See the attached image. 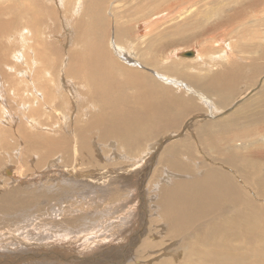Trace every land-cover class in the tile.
Returning <instances> with one entry per match:
<instances>
[{
    "label": "rangeland",
    "instance_id": "374dc122",
    "mask_svg": "<svg viewBox=\"0 0 264 264\" xmlns=\"http://www.w3.org/2000/svg\"><path fill=\"white\" fill-rule=\"evenodd\" d=\"M184 1L0 0V6L2 8L1 20L8 22L13 17H19L18 24L16 26L11 25V32H14L13 29L14 27L17 28V26L18 31L21 30V36L17 38V41L14 39V44L16 45L11 47V49H15L16 51L12 50L9 54V58H11L9 59L10 65H13L15 62L18 70H9V67H3V71H7L6 73L11 75V78L14 80L12 87L15 89L18 88L20 93L19 99L17 100L12 95V91H9V86L12 81L10 84L8 82V84H2L1 79L0 85V95L2 94L4 96L1 95L2 98L0 96V128H2L5 142H7H4L5 147L3 146L4 148L0 149V264H68V262L69 264H146V262L150 264L151 261L157 264L159 261L160 263H164L165 260L169 264H181L180 261L185 251L190 248L186 242L193 238L196 242L201 243V241H198L199 238H196V236L199 237L197 233L171 238V233L166 232L168 231V223L160 212H158L156 203H158L160 195H158L159 198L156 195L154 197V193L157 192V188L154 186L159 183L160 187L162 185L166 188L171 187L172 182L169 183L171 181L170 178L167 183L161 177L166 170L171 172L176 171L175 166H169L168 164L171 162V159H177L176 156L178 154L179 158H183L179 152L181 148L193 145V147H196L199 145V137L194 130L195 127L213 118L218 117L217 120H220V118L229 116L234 110V106H242L243 111L245 109L244 107L248 106L249 113H246L251 116H254L256 111H260V97H264L263 88L261 89L264 85V70L259 73L260 75L256 79L251 80H254L252 83L253 86L251 85L249 87H246L245 84L247 83L246 78L250 75V72L247 73L248 75L244 73V81L239 83L240 86L237 85L236 92H234L235 95L233 93L223 94V102H219V108L218 106L216 107V102L213 100L217 97L211 91H208L207 87L214 80L213 74L222 70L220 64L225 65L231 59L230 54H235L234 58H239V54H241L246 60L255 56L258 58L256 62H263L261 56L257 57L254 51L239 53V50H243V44L249 41L247 40V36L241 37L242 33L250 29L251 31L260 30L262 33L264 32V0H196L198 2L195 5H192L195 0ZM251 1L258 2L252 6ZM241 6L244 7L243 9H246L244 10L246 13L242 11L243 14L238 16L240 11L239 7ZM139 8L142 9L139 10ZM97 12L101 14L102 18L100 19L102 20L101 28L104 30V32L101 30L103 32V43L113 54L115 64L119 62L120 65L131 69L129 74L125 76L127 81H140L141 77L138 74L140 73L143 76L142 78L146 77L153 84L158 85L159 92L162 90L160 93L158 92L159 95L157 97H172L176 100L180 98L184 100L185 106L183 108L185 111L182 117L180 116L176 122V131H165L161 135H157L156 133L148 134L146 132V134H143L146 136H142L141 140L135 145H129V142L113 145L111 139L102 140L103 135L101 130L98 126L94 127L95 124L91 126L86 125L85 128L83 127L84 132L80 134L81 137L85 136L84 138L82 137L83 143L79 139L77 132H74L76 130L74 124L76 125L78 123H75L77 120L80 119L83 123H88L93 119L91 118L93 114L102 113V110L98 106L86 105L83 101H81V103L83 102L82 110H79V104H77L80 102L79 95L82 93V95H87L85 94L87 89L80 88L81 86L77 83V80L68 75L70 56L73 51H79L81 49V46L74 41L78 33L76 31L77 25L81 23L83 26L86 25V28L90 30L91 27L88 26H93L92 21L95 18H99L95 17V13ZM250 15H256L259 21L253 19L254 24L250 23ZM216 23L218 25L220 24L221 27L217 26ZM213 24L216 26L214 27ZM245 27L247 29L243 30ZM128 28H130V31L124 33V29ZM106 33L108 35H104ZM185 34H189L188 36L195 35L196 37L194 36L193 40L185 44H180L179 38ZM6 39L7 36L2 38L4 41ZM152 40H157L156 44L160 49L153 50L148 47L153 44ZM165 42H167V45L165 47L161 46ZM257 42L264 41L258 40ZM191 50H194L196 53L198 52L199 57L197 58L196 56V58L192 59L184 57L182 54L179 56V53ZM17 51V55L21 56L18 62L12 57ZM225 52L229 54L226 56L224 55ZM222 53L224 58L220 56ZM158 58H161L160 62L165 61L164 64H160L157 61ZM165 63L168 64L167 67ZM182 69L186 73L177 71ZM39 70L43 78L39 76ZM18 72L22 73L19 74ZM42 74H45V76ZM196 75H200L201 77ZM185 76L189 77L190 80L194 77L193 81L195 85L191 83L193 85L191 87L190 81L188 82L184 78ZM172 80H176V83H173ZM187 84L191 87V91L187 90ZM178 85L181 86L179 87ZM2 86L4 87L2 88ZM44 86L54 91L52 92L55 96L54 101H52V103L55 102L54 105L57 102L60 105V102L63 100L64 102L67 101L68 106L72 109L70 107V109L66 108L64 105L63 109L60 110L56 109L54 111L50 108L48 109L46 106L50 104L45 101L48 105L46 104L44 106V102H41L43 99L41 97L39 104L43 103V106L39 105V111L43 108V111H50L52 114L44 112L45 120L42 111L41 114L37 111V115L31 112L35 119L32 116L30 119L29 116L32 115L30 111L33 109L30 106H37L35 104L36 102L33 103V97L35 96L32 95H35L36 92L41 93ZM163 87L164 89H162ZM4 88L6 92L2 91ZM79 88L82 93L79 91ZM133 90L134 88L131 87L129 91L132 92ZM7 91L9 92L7 93ZM194 91L198 95H195ZM199 92L203 93V95L199 94ZM58 94L60 98L57 97ZM21 96L24 98H21ZM56 98L60 100L57 101ZM254 98H256L255 101ZM158 101L161 102L164 100L158 99ZM244 101H248L249 103ZM134 102V97H130L126 103V108H128L126 109V113L135 106ZM237 102L239 103L238 106ZM243 102L248 104H244L243 106ZM52 103L51 106H54ZM220 105L223 106L220 107ZM252 107L255 109H252ZM191 109L193 111H190ZM263 109H261V112ZM78 110L80 113L78 117L80 118L75 117L77 116L76 113H78ZM46 114H50L51 116L49 115L48 118ZM40 116H42V120ZM31 120L32 122H30ZM36 123L40 125L38 124V126ZM247 123L242 125V127L245 126V128H248L250 123ZM49 125L51 127L50 129ZM20 127L27 133L21 135ZM86 127L90 128L86 129ZM35 130H38L37 132L39 133ZM46 131L49 132L47 135L53 138L62 136L63 140L70 143V145L68 144L63 148L59 147L58 150L56 148L51 149L50 151L42 147L41 143L30 142V137L23 136L32 133L45 136ZM170 133L171 135L176 133L178 140H171L174 138L172 137L170 141L165 142L163 138L166 135L171 137ZM185 135L194 138H187ZM75 137L78 138L76 141ZM148 137V141H145ZM261 139H264V137ZM243 143L247 144V139H244ZM230 144L226 143L225 146H229ZM68 146L69 148L67 149ZM78 147L82 149L80 150ZM159 147L161 148L158 150ZM193 147L191 148L193 149ZM71 148L75 152H72ZM169 148H173L176 153L168 152ZM88 149L92 152L90 150L88 151ZM47 154H50V156L48 157ZM240 155L242 158L246 157V153L240 152ZM165 156L167 159H165ZM192 159L189 161V164L192 165L190 166L191 168L194 165L196 167L203 165L208 170V167L199 161L200 159ZM129 167L130 169H128ZM139 167L141 168L139 169ZM216 168L213 171L217 172L218 170ZM224 170L229 172V169L224 168ZM237 173L245 176L246 172ZM262 174L264 175V166L262 168ZM181 176V179H185L183 175ZM252 178L258 177L254 175ZM81 181L82 185H79L78 182ZM76 183L81 187L77 186ZM88 186L91 187L88 188ZM78 187L80 191L77 190ZM132 215L136 216V218L134 216L132 217ZM163 223L165 224L163 225ZM194 227L197 230L202 228L198 232L201 235H205L208 239L215 238L217 241L221 239L220 236L213 235L215 231L211 228H205L200 224H196ZM167 238L171 240L168 241L166 240ZM125 240H127V243ZM209 242L205 241V244L208 245ZM152 245L154 246L153 248L151 247ZM147 248L148 251L145 252ZM172 248H174L173 251ZM68 250H72V252L67 254ZM162 254H165L167 257L165 255V257L162 256ZM5 260L6 262H4Z\"/></svg>",
    "mask_w": 264,
    "mask_h": 264
},
{
    "label": "bare ground",
    "instance_id": "6f19581e",
    "mask_svg": "<svg viewBox=\"0 0 264 264\" xmlns=\"http://www.w3.org/2000/svg\"><path fill=\"white\" fill-rule=\"evenodd\" d=\"M182 1H184V0H182ZM185 1H187V0H185ZM197 2L198 1L195 0V2L192 5H195ZM257 2L258 1H251L252 6L255 5ZM156 3H158V2H156ZM174 3L176 4V2H174ZM99 4H101V3H99ZM162 4H163V2H162ZM178 4H180V3H178ZM156 6H158V5H156ZM239 8H240V11H239V13L237 12L238 16H241L243 14V12L246 13L244 11L246 9H243L244 7L241 6ZM1 9L2 8L0 6V15L2 14ZM141 9L139 8V10H141ZM172 10H173V8H172ZM95 15H96L95 17H99V18H95L92 21L93 26L92 25L88 26V27H91L90 30H88V28H86V25L83 26V24H81V23H78V25H77L76 31L78 33H77V37L74 38V41L81 46V49L79 51H73L72 52V55L70 56V60L68 63V67H69L68 75H70L71 77H73L74 79L77 80V83L81 86L80 88L87 89V91L85 90L86 91L85 94H87V95H82L83 93L80 91L81 89L79 88V91L82 93L79 95V99H80L79 101L80 102L77 103V104H79V110L82 108V103L84 102L86 105L91 104V105H96V107L98 106L102 110V113L101 114H93V116H91V118H93V119L90 120L88 123H83L80 119L79 120L76 119L77 121L75 123L78 122L77 123L78 125L74 124V126H76V130H74V132L76 131L77 134L79 135V139L82 140L83 136L81 137L80 134L84 132L83 129L85 128V126L86 125L91 126V125L95 124L94 127L98 126L101 130V133L103 135V138H101L102 140L103 139H111V141L113 142L112 143L113 145L114 144L120 145L122 142L124 144H126V142L127 143L129 142V145H135L141 140L142 136H146V135H143V134H146V132H148V134L156 133L157 135H161L165 131L166 132L171 131V130L176 131V129H177L176 122L178 121L180 116L182 117V114H184L183 112L185 111L183 108L185 106L184 100L181 98L179 100H176L172 97H167V98L157 97L159 95L158 94V92H159L158 85L153 84L146 77L142 78L143 76L140 73H138L141 77L140 81H130V82L127 81V78H125V76L127 74H129L131 69H128L125 66L120 65V63L117 60H116V62H118V63L115 64L113 54L110 52V50H108V48L103 43V32H104V30L101 28V25H102L101 14L99 12H97V13H95ZM18 18L13 17V19L9 20L8 22L6 20L4 22L0 18V63H1L0 64V66H1L0 67V85H1V79H2V84H5L7 82L10 84L12 81L10 86L8 85L9 91L10 92L12 91V95H14V97L17 100L19 99V96H20L18 88L15 89L12 87L14 80L11 78V75H8L6 73L7 71H3L4 70L3 67L4 66H5V68L9 67L8 68L9 70H12V69H14L16 71L18 70L17 64L15 62L13 63V65H10V62H9L10 61L9 59H11V58H9L10 52L12 50L16 51L15 49H11V47L16 45V44H14V39L17 41V38L21 36L20 35L21 30L18 31V26H17V28L14 27V29H13L14 32H11V25L16 26L18 24V21H19ZM249 18H250L249 19L250 23H253V19H256L259 21V18L256 17V15H250ZM98 22H99V24H98ZM213 25H214V27L216 26L215 24H213ZM217 26L221 27L220 24L219 25L217 24ZM245 29H247V27H245L243 30H245ZM124 31H125L124 33H127L128 31H130V28L124 29ZM15 34H16V36L13 37V35H15ZM104 35H108V33H106ZM188 35L189 34H185V35L180 36V38H179L180 44H185L186 42L193 40V38L195 36V35H192V36H188ZM6 36H7L6 41L2 40V38L6 37ZM246 36L248 37L247 40H249V41H246V38H245L246 42H245V44H243L244 48H243V50H239V53H242V52L244 53V51H254L255 54H257V57L261 56L263 62H261V63L256 62V60L258 58H256L255 56H254L255 58L253 57L249 60H246L244 56L243 57L241 56V54H239L240 55L239 58L238 57L234 58L235 54H230L231 59L232 58H234V59L233 60L230 59L227 62V64H225V65L220 64L221 65L220 67L222 68V70L213 74L214 80H212L211 85L207 87L208 91H211L213 93V95L218 98V99L217 98L213 99V100H215L214 102H216V104L215 103L214 104L216 105V107L218 106V108H219V102H223L222 101V99H223L222 95L223 94H232V93L234 94V92H236L235 89L238 87L237 85H239V83H242L244 81L243 78H245V74L250 72V75L247 74L248 75V77L246 78L247 83L245 84L246 87H249L252 85V83L254 81V80L253 81H251V80L256 79V77L258 75H260L259 73L263 72L262 70H264V42H257L258 40L264 41V32L262 33V31H260V30L259 31L258 30H252L251 31V29H250V30H247L241 34V37H246ZM240 39H242V38H240ZM152 42H153V44L148 46L149 48H151L153 50L154 49H160V47L156 44L157 40L156 41L152 40ZM166 45H167V42H165V44H163L161 46L165 47ZM229 47H230V45H229ZM224 48H225V45H224ZM194 50H191L192 52H194V55L192 57H189V58L193 59V58H196V56H197V58L199 57L198 52L196 53ZM220 50H221V48H220ZM17 54H18V51L15 52L14 56H12V57H14V60L16 59V61L18 62L21 59V56H18ZM179 54H180L179 56H181V54H183V52H181ZM227 54H229V53L225 52L224 55L227 56ZM246 54H247V52H246ZM222 55H223V53L220 56L223 57ZM160 59L158 58L157 61L160 62ZM164 62L165 61H161L160 64H164ZM2 64H4V65L2 66ZM167 65L168 64H166V67H167ZM171 65H172V63H171ZM168 68H170V67H168ZM39 69L41 70V68H39ZM193 69H195V68H193ZM40 70H39V73H40ZM45 71H47V69H45ZM177 71L186 73L183 69L177 70ZM18 73L21 74L22 72H18ZM36 73L39 74L38 72H36ZM47 74H48V72H47ZM42 75L45 76V74H42ZM39 76L41 77V73L39 74ZM196 76H198V75H196ZM129 77H131V75H129ZM194 77H195V75H194ZM198 77H201V76L199 75ZM41 78H43V77H41ZM184 78L188 82L190 81V85H191V83L195 85L193 78L191 80L187 76H185ZM36 79H37V77H36ZM205 80H206V78H205ZM172 81H173V83H176L175 82L176 80H172ZM187 81H185V82H187ZM178 86L180 87L181 85H178ZM192 86L193 85H191V87ZM3 87L4 86H2V88ZM131 87L134 88V90L132 92L129 91V90H131ZM166 87H167V85H166ZM191 87L188 84L186 85L187 90L191 91ZM5 88L2 91L7 89V88L6 89ZM162 89H164V87ZM261 89H262V91H264V85L261 87ZM194 90H196V89H194ZM9 91H7V93ZM50 91H51V89L44 86V88H42L41 93L36 92V91H35L36 93L34 92L35 95H32V96H35V97H33V103L36 102L35 104H37V106L36 107H32V105L30 106L31 108H33V109H31L30 114L33 113L34 115L35 114L37 115V111L40 110L39 105L43 104V103L39 104L41 97L43 98L41 102H44V104H43L44 106L46 104L48 105V103L50 104V105H48L49 107L46 106V108H48V109L50 108V109L56 111V109L57 110L63 109V105L66 108L70 107V106H68L67 101L64 102L63 100H62V102H60V105L58 104V102H57V104L54 105L55 102L52 103V101H54V98H55L54 94L52 93L54 91H51V92ZM4 92H6V91H4ZM195 92L196 91H194V94H195ZM200 92H202V91H200ZM200 92H199V94L203 95V93H200ZM130 93H133V94H130ZM195 95H198V94H195ZM2 96H1V98H2ZM60 96H61V94H60ZM57 97H59V94ZM63 97H64V95H63ZM130 97H134L135 106L132 109H129L128 112L126 113V109H128V108H126V106H127L126 103L129 101ZM232 97H234V96L232 95ZM21 98H24V97L21 96ZM29 98H30V96H29ZM59 98L58 99L56 98V100L57 101L60 100ZM260 98H261L259 101L260 102V104H259L260 111L259 112L253 111V112H255L254 116L247 115V113H249L248 112V108H249L248 106H245L244 107L245 109L243 111L242 106H238L239 103L237 102L238 107L234 106V110L232 109L233 111L231 114L229 113L230 114L229 116L224 117L222 119L220 118V120H217L218 117L213 118V119L209 120L208 122L203 123V124L195 127L194 130H195L197 136L199 137V145L196 147H193L194 145L192 144L193 146H186V147L181 148L179 150V152L183 158H179V156H178L179 154L177 156L174 154L177 157V159L176 158L171 159V162H169L168 165L169 166H171V165L175 166L176 171H172V172L169 170H166L164 172L162 171L163 175L161 178L162 179L164 178L167 181V183H168V180L170 178L171 181L169 183L172 182L171 187L166 188L163 185H162V187H160L159 183H157L156 185L154 184L155 185L154 187L157 188V190H156L157 192L154 193V197H155V195L157 197H158V195H160V198L158 197L159 201H158V203H156L157 207H158V212H160L162 217L165 218V220L167 221L168 231H166V232L171 233V238L179 237V236H182L185 234H190V233L192 235H193V233H197L199 235V237L196 236V238H199L198 241H201V243L196 242V240L193 238L192 239L188 238L189 240L187 239L188 241L186 243H188V247L190 246V248L187 251H185L184 256L182 257V259L180 261L181 264H186V263L187 264H264V175L262 174V168L264 166V139H261L262 137H264V109H263L264 108V97H260ZM158 99H161L164 101L159 102ZM255 99L256 98H254V101H255ZM2 101H3V99H2ZM45 101H47L48 103ZM81 101H83V102L81 103ZM50 102L54 106H51ZM244 102H248V101H244ZM244 102L242 103L243 106H244V104L249 103V102L248 103H244ZM28 103H30V102H28ZM251 103H253V102L251 101ZM27 105H30V104H27ZM223 105H225V104H223ZM223 105H220V107ZM86 107L88 108V106H86ZM235 107H236V109H235ZM26 108L28 109V107H26ZM182 108H183V111H182ZM253 108L254 107H252V109ZM77 109H78V107H77ZM261 109H263L262 112H261ZM64 110H66V109H64ZM79 110L77 111L78 113H76L77 114V116H75L76 118H80V117H78V116H80ZM228 110H230V109H228ZM41 111L43 112V116H44L43 118H45V120H46V117L44 115V112H46V111L45 110L43 111V108L41 109ZM41 111H39L40 114L42 113ZM190 111H193V110L191 109ZM27 112H28V110H27ZM46 113L52 114V112H50V111H48ZM28 114H29V112H28ZM33 114L30 116L28 115L30 117V119H31V116L33 117ZM50 114H46V116H48V118H49ZM251 114H252V112H251ZM231 116H234V117H231ZM40 117L42 120V116H40ZM33 118H32V120H33ZM197 118H199V117H197ZM209 118H210V116H209ZM199 119H201V118H199ZM32 120L30 122H32ZM38 120H37V122H38ZM246 122H248L247 124L250 123L249 127L248 128H245V126L242 127V125H244ZM45 123H46V121H45ZM42 124H44V123H42ZM21 125L22 124H20V126ZM188 126H186V128H188ZM21 127H23V126H21ZM21 127H20L21 135L27 133L25 130L21 129ZM50 128L51 127L49 125V129ZM89 128L86 127V129H89ZM183 129H185V128L183 127ZM31 130H34V129H31ZM59 131H60V129H59ZM151 131H152V133H151ZM36 132H34V133H36ZM37 133H39V132H37ZM47 133H49V132L46 131L45 136H43V135L41 136V134H33V133L28 134V135H23V136L30 137V140H29L30 142L32 141L34 143H36V142L41 143L42 147H44V148H46V150L48 149L50 151H51V149L56 148L58 150L59 147L63 148L65 146H67L68 144L70 145V143L63 140L62 136L58 137V138H53L51 136H48ZM181 134H182V132H181ZM170 135H171V133H170ZM156 137H158V136H156ZM165 137H168V138H165ZM165 137L163 138V140L165 139V142L170 141V139L172 137H174V138H172L171 140L178 138L176 133L172 134L171 137L168 135H166ZM185 137H187V136L185 135ZM190 137H192V136H190ZM190 137H187V138H190ZM192 138H194V137H192ZM77 139L78 138H76L75 141ZM148 139H149V137L145 141H148ZM244 139H247V141H248L247 144L243 143ZM161 140H162V137H161ZM195 141H196V139H195ZM4 142H5L4 133H3L2 128H0V149H3L5 147ZM5 143H7V142H5ZM82 143H83V140H82ZM84 143H86V142H84ZM87 143H88V141H87ZM226 143H231V144L229 146H225ZM158 144L160 145V143H158ZM164 144H166V143H164ZM88 145H89V143H88ZM151 146H153V145H151ZM89 147H91V146H89ZM191 147H193V149ZM68 148H69V146L67 147V149ZM83 148H86V147H83ZM160 148L161 147H159L158 150ZM78 149L81 150L82 148L78 147ZM40 150H41V148H40ZM71 150H72V152H75L74 149L71 148ZM89 150L90 149H88V151ZM90 152H92V151L90 150ZM93 152H94V149H93ZM95 152H97V151H95ZM168 152H175L176 153V151L173 148H169ZM240 152L246 153V157L242 158L240 155ZM76 153H77V151H76ZM94 155H95V153H94ZM47 156L49 157L50 154L49 155L47 154ZM191 156H193V157H191ZM85 157H87V156H85ZM170 157H172V156H170ZM192 158L200 159L199 161L202 164H205L208 167V170L205 169L203 165H201V166L199 165L198 167H196L194 165L195 163L193 164L194 167L191 168L190 166H192V165L189 164V161L193 160ZM165 159H167L166 156H165ZM172 160H175V161H172ZM75 161H76V159H75ZM135 163H137V162H135ZM148 165H149V162H148ZM179 166H180V168H179ZM215 167H217L216 169L218 171H221V170L222 171L219 173H217L218 171L217 172L213 171V170H215L214 169ZM140 168L141 167H139V169ZM224 168L229 169V172L224 170ZM128 169H130V167ZM159 169H160V167H159ZM205 170H207V171H205ZM237 172H239V173L246 172V173H245V176H241ZM146 173H148V172H146ZM202 174H204V175H202ZM181 175H183L185 179H181L182 178ZM200 175H202V176H200ZM254 175L257 176L258 178H252V176H254ZM142 176H143V174H142ZM78 184L82 185V181L78 182ZM78 184L76 183L77 186H79ZM165 184H166V182H165ZM73 186L75 187L74 184H73ZM83 186H84V183H83ZM85 186L87 187L86 184H85ZM91 186H88V188H90ZM79 187H81V186H79ZM79 187L77 189L78 191H80ZM92 191H94V190H92ZM94 194H96L95 191H94ZM77 195H79V194H77ZM99 200H101V199H99ZM127 202H129V201H127ZM142 203H144V202H142ZM130 215H131V213H130ZM133 216L134 215H132V217ZM134 217L136 218V216H134ZM143 217H145V216H143ZM161 224H160V226H161ZM164 224L165 223H163V225ZM196 224H200L203 227L208 228V229L211 228L212 230L215 231V234L213 233V235L220 236L221 239L219 240V237H218L219 241H217V239H215V238H209L208 239L207 237H205V235H201L200 232H198V231H201L202 228L200 230H197V228L194 227ZM152 226H154V225H152ZM164 232H165V230H164ZM164 232H163V234H164ZM152 233H154V232H152ZM159 234H160V232H159ZM148 235H150V234H148ZM209 237H211V236H209ZM143 238H144V236H143ZM166 240H168V238ZM170 240H168V241H170ZM125 241L127 243V240H125ZM205 241H210V242L208 245H206ZM156 243L158 244V241ZM131 244H133V243H131ZM131 244H128V245H131ZM178 244H179V242H178ZM50 245H52V244H50ZM163 245H165V244L163 243ZM138 246H140V245H138ZM151 247L153 248L154 246L152 245ZM181 247H183V246H181ZM130 248H131V246H130ZM145 248H146V246H145ZM137 249H136V251H137ZM173 249L174 248H172V251H173ZM152 250L154 251V249H152ZM147 251H148V248L145 252H147ZM165 251H166V249H165ZM70 252H72V250H68L67 254H70ZM86 252L88 253V251H86ZM141 253H143V252H141ZM160 253H161V251H160ZM56 254L58 255L57 252H56ZM164 255L162 254V256H164ZM164 257H163V259L165 260ZM89 258H92V257H89ZM99 258L101 259V257H99ZM64 259H65V256H64ZM87 260H88V258H87ZM1 261H2V259H1ZM57 261H58V259H57ZM4 262H6V260ZM151 262H150V264H151ZM156 262H158V261H156ZM68 264H69V262H68ZM146 264H147V262H146ZM152 264H154V262H152ZM157 264H169V263L167 262V260H165L164 263H160V261H159Z\"/></svg>",
    "mask_w": 264,
    "mask_h": 264
},
{
    "label": "water",
    "instance_id": "95a60500",
    "mask_svg": "<svg viewBox=\"0 0 264 264\" xmlns=\"http://www.w3.org/2000/svg\"><path fill=\"white\" fill-rule=\"evenodd\" d=\"M182 55L184 57H192L194 55V52H192V51H186Z\"/></svg>",
    "mask_w": 264,
    "mask_h": 264
}]
</instances>
